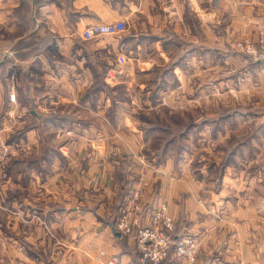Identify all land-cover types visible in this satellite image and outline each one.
<instances>
[{
  "label": "crops",
  "instance_id": "0c3cea01",
  "mask_svg": "<svg viewBox=\"0 0 264 264\" xmlns=\"http://www.w3.org/2000/svg\"><path fill=\"white\" fill-rule=\"evenodd\" d=\"M124 18L128 29L120 44L81 38L91 23ZM243 36L264 39V0H0V124L24 127L5 146L26 148L10 151L11 157L44 155L46 167L31 164L25 185H9L10 191L25 189L24 197L0 196V205L14 211L9 230L0 229V264H100L99 251L136 264L133 237L117 236L114 228L133 192L144 208L138 225L148 224L151 208L166 204L175 240L195 237L194 264H264V176L259 190L253 178L242 181L244 173L224 162L212 176L211 196L204 190L206 166H181L167 148L147 155L152 140L139 117L165 103L163 97L178 105L182 76L186 108H207L211 55L233 57ZM256 67L264 82V65ZM250 70L245 74L252 77ZM168 75L176 80L170 88L156 85ZM118 86L126 98L118 99ZM201 118L209 123V115ZM40 125L54 128L43 152ZM226 180L237 187L235 198L226 194ZM199 198L216 203L215 216ZM173 261L171 250L163 264Z\"/></svg>",
  "mask_w": 264,
  "mask_h": 264
},
{
  "label": "rangeland",
  "instance_id": "374dc122",
  "mask_svg": "<svg viewBox=\"0 0 264 264\" xmlns=\"http://www.w3.org/2000/svg\"><path fill=\"white\" fill-rule=\"evenodd\" d=\"M124 20V31L115 36H102L105 41L108 40L107 42L120 44L123 33L125 34V31L128 29V19L124 18ZM259 39L264 42L262 37L256 40L251 39L249 36L241 37L234 44L235 51L237 52L236 55H233V57L227 60H220L216 55H211L208 63L210 93L208 102L204 104L207 108H204L203 111L201 108H186V93L184 88L185 76H182L181 82L183 83V87L179 89V97L176 98L178 105L174 103L175 98L163 97L165 98V103L162 102L163 104L155 107L153 110L146 109L139 115L142 122L146 120L144 127L149 134L150 140H152L146 149L147 155L154 152L161 154V151L167 148L166 150H170L168 155H171L181 166L188 164L193 166L195 170L198 168H205L206 166L209 172L204 175L206 179L204 190L205 192L209 191L211 196L214 194L212 191L214 187L211 185L213 181L212 176H219L221 174V167L224 165V162L230 163L233 167L232 172L238 175H240V171L244 173H242V181L247 182V180L253 178L254 185L256 182V187L261 190L260 186H262L261 183H263L262 178L264 176V82L260 75L257 78L256 66H263L264 60H255L253 57L254 54L248 51V49L251 48L249 44L257 42ZM239 43H241V45ZM174 52L180 53L181 50ZM103 56H106L108 60L111 59L109 53H104ZM111 60H113V57ZM169 62L170 61L165 64L163 67L164 69L169 68ZM101 64H104L103 60ZM136 64L133 65L136 66ZM124 65L117 66L114 62L113 68L117 71L120 69L124 70ZM245 68L252 69L250 70L251 74L253 73L252 77H250L249 74H245V72H248L245 71ZM102 70H104V68H102ZM175 81L176 80L169 75L166 77V82H162L161 78L158 77L156 78V85H167V87L170 88ZM95 84L102 85L98 79ZM239 89H243V91L239 92ZM117 97L120 100L122 99L121 97L126 98L125 95H122L121 86L117 89ZM169 105L176 106L170 107ZM138 112L139 110H137V114ZM137 114L136 117H138ZM202 114L204 117L205 115H209V123L201 124L203 118H201ZM50 126L52 127V125ZM52 130H54L53 127L49 130L43 125L38 126V133L41 138L39 148L42 149V152L45 148L50 146L51 138L54 136V134L51 133ZM23 131L24 127L18 130L13 129L10 125L0 124V196L4 197L3 192H8L5 197L6 200L10 195L25 196V189L22 191L19 189V192H17V189L10 191L9 185L13 182L25 185L24 183L30 176L28 171L29 165L33 164L35 167L43 169V171L46 169L42 161L45 157L44 155L38 156L34 153H30L28 155L20 154L17 155V157L10 156V151L15 149H20L21 151V148H23V151L26 150L20 143L17 147L15 144L12 145L13 147L5 146L6 142H14L18 139V137L23 134ZM1 150H6L7 155L2 156ZM16 159H18L17 163L13 164ZM258 170H260V172ZM247 171L251 173H247ZM234 173H232L229 178L233 179L235 176ZM234 182L236 181L234 180ZM226 183L227 189L229 190V193L226 194H231L233 196L232 198H235L234 195L237 193V187L230 185L228 180H226ZM14 184L15 183H13V185ZM247 185L248 184L245 183L242 190L240 188L238 192L242 193V191H245ZM2 186L5 187V189L2 188ZM252 189L254 188L252 187ZM197 200V203L201 207H204L207 213H210L212 216L216 215V206L214 205L216 203L214 201L209 203L210 201L208 200L209 202H207L206 200L204 203L200 198ZM259 209L264 213V204L259 205ZM166 212L168 213L167 210ZM13 213V210L10 212V206L8 204L1 202L0 229L2 231L9 230L11 225L9 221L10 214L13 216ZM17 214L20 218L23 217L24 219V216H22L23 214L21 215L19 212H17ZM167 215L170 216L169 214ZM215 218L219 221V218ZM205 230L207 232V230L209 231L211 228L208 229L206 227ZM172 232L170 249L165 259L168 257L171 250H173V256L177 264H194L197 260L196 251L197 245L199 244L198 241L194 236L189 234L181 235L175 240V223ZM188 238L192 239V244H194V247H191V250L193 248L194 254L193 261L190 259L192 255L190 256L184 252L178 254L180 252L176 245V242L179 240H186ZM183 254L187 256L184 257L182 256ZM4 260L8 261V258Z\"/></svg>",
  "mask_w": 264,
  "mask_h": 264
},
{
  "label": "built area",
  "instance_id": "2783aa9c",
  "mask_svg": "<svg viewBox=\"0 0 264 264\" xmlns=\"http://www.w3.org/2000/svg\"><path fill=\"white\" fill-rule=\"evenodd\" d=\"M125 29V20L117 19L107 23H91L86 26L81 32V38L85 41L93 40L104 35L115 36L122 33ZM241 45V43H239ZM251 48L248 49L253 53L255 60H264V42L259 39L257 42H252ZM258 54V55H257ZM126 58L118 56L116 62L119 65L124 64ZM9 98L14 99V95L10 94ZM144 210L143 206L138 200V193L133 192L131 196L121 206L118 216L114 222L115 231L124 236H132L135 242L136 250L139 255L136 264H162L163 260L170 249L174 223L170 216H168L165 204H160L156 208L149 210L148 224L138 225V214ZM192 239H181L176 242L178 251L192 255L190 258L194 260ZM182 256L186 257L187 255ZM100 264H124L122 261L114 256H106L104 251L98 253ZM170 264H177L175 261ZM191 264V263H190Z\"/></svg>",
  "mask_w": 264,
  "mask_h": 264
},
{
  "label": "water",
  "instance_id": "95a60500",
  "mask_svg": "<svg viewBox=\"0 0 264 264\" xmlns=\"http://www.w3.org/2000/svg\"><path fill=\"white\" fill-rule=\"evenodd\" d=\"M116 235H117V236H119V235H120V233H118V232H117V233H116Z\"/></svg>",
  "mask_w": 264,
  "mask_h": 264
},
{
  "label": "trees",
  "instance_id": "16d2710c",
  "mask_svg": "<svg viewBox=\"0 0 264 264\" xmlns=\"http://www.w3.org/2000/svg\"><path fill=\"white\" fill-rule=\"evenodd\" d=\"M100 86H102V85H100Z\"/></svg>",
  "mask_w": 264,
  "mask_h": 264
}]
</instances>
